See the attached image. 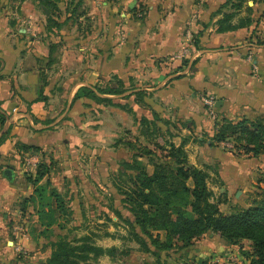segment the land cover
<instances>
[{
    "label": "rangeland",
    "instance_id": "374dc122",
    "mask_svg": "<svg viewBox=\"0 0 264 264\" xmlns=\"http://www.w3.org/2000/svg\"><path fill=\"white\" fill-rule=\"evenodd\" d=\"M102 1L0 0V45L3 46L4 41L10 40L8 36H3L6 33L3 24L6 20V28L10 29L8 33L13 35L18 48L22 47L23 52L30 50L32 61L42 69V82L43 73L46 78L45 71H50L51 66L58 65H65L69 73L51 72L52 76L70 78V82L80 73L87 78L83 70L95 54L93 51L99 52V49H102V36L113 30L116 44L123 40L125 30L119 13L134 12L135 18L143 16L144 6L128 9L124 5H104ZM242 5V11L254 16L257 23L264 28V3L259 0H245ZM247 7L252 10L248 11ZM71 10L74 13L72 16ZM224 10L233 12L229 7L220 12L218 10V13H222L221 17ZM190 33L191 40L186 43L189 53L179 59L186 60L187 63L189 61L193 67L196 61L193 47L196 44L195 34L191 29ZM91 34L92 37L88 41L87 35ZM249 39L251 41L250 37ZM252 42L264 43V32L261 36L255 35ZM91 48L95 49L90 50L91 54L87 53ZM3 61L0 56V66ZM28 63L27 61L26 64ZM76 70L80 73L76 74ZM145 76L144 73L132 74L126 82L118 73L96 72L94 82L88 88L93 89L100 99L84 96L80 91L81 87L77 89L80 95L76 99L73 100L72 95L71 99H68L73 88L68 89L66 86L56 90L65 102L61 101L59 96L54 99L45 97L43 104L27 106L26 111L30 113L33 124H50L49 127H43V143L36 145L35 150L28 149L21 155L23 158L31 154L37 156L39 168L46 171L40 182V186L46 187V191L44 197L39 199L32 185V193L28 197H33L34 201H24L23 198L19 201L20 212L27 219L24 232V246L27 252L25 255L14 253L9 264H44L53 244L63 236L75 244L85 241L103 248H113L112 251L97 256L95 261L89 260L96 264H197L201 260H206L209 264H246L249 261L246 255L251 241L248 239L228 240L206 232L188 241L155 243L137 223L133 174L140 168H152L141 149V146L151 147V143L141 135L140 118L147 116L157 123H160L159 118L166 120L169 123L168 129H164L163 125L160 130L153 128V134L161 136L164 141L170 140L173 133L181 136L185 129L182 122L179 121L178 125L175 118L169 116L168 106L159 104L161 98H158V101L152 99L151 91L145 89L134 90L144 84L147 78ZM108 88L131 91L128 94L99 92L100 89ZM207 93L218 99L217 95L207 91L200 95ZM38 96H42V90H38ZM154 105L155 109L152 107ZM202 114L211 125L213 124L212 134L205 132L206 137L201 138L206 142L212 137L216 129L215 121L221 118V114L218 113V106L216 119H211L205 109ZM184 136L189 140L192 138L187 130ZM221 143L225 151L235 157L234 159H238L234 162L241 168L234 172L228 170L231 174L227 180L243 174L236 183L228 184L223 181L214 182L209 178L208 187L213 191L215 200H221V213L230 214L239 208L264 201V155L261 159V154L252 159L254 156L241 152L239 143L233 140ZM248 159L251 161H244ZM224 164L227 165L225 162ZM229 164H232V161ZM37 167L35 170L24 167L21 178L24 183H27L26 177L29 174L36 172ZM206 167L201 168L207 171L210 177H214L209 172H214L213 169ZM51 191L60 194L63 202L62 209L56 213L51 211L49 205ZM53 204L52 202V206ZM42 207L45 210L44 219L40 221L36 211ZM53 219L51 225H45ZM159 234L160 240L164 241L165 232L160 231Z\"/></svg>",
    "mask_w": 264,
    "mask_h": 264
},
{
    "label": "crops",
    "instance_id": "0c3cea01",
    "mask_svg": "<svg viewBox=\"0 0 264 264\" xmlns=\"http://www.w3.org/2000/svg\"><path fill=\"white\" fill-rule=\"evenodd\" d=\"M224 1L103 0L104 5H124L128 9L144 6L143 16L135 18L134 12H120L124 39L116 44L113 30L104 34L99 52L95 48L87 50L89 54L90 50L95 53L83 70L87 78L76 70L75 73L80 75L73 78V83L70 78L50 74L69 73L65 65L49 66L50 71H45L46 78L43 73L42 82V69L32 61V52H23L22 47L18 48L13 35L8 33L10 29L6 28L8 24L5 20L6 33L3 36H8L10 40L0 45V56L4 60L0 66V264H9L15 255L12 247L14 226L21 219L18 203L32 193V184L21 179L25 169L21 156L24 151L19 150L17 145H40L43 143V127L50 126L33 124L30 113L26 111L27 106L43 104L45 97L54 99L59 96L56 90L66 86L73 88L68 97L71 99L78 88L93 84L96 72L118 73L126 82L132 74L144 73L147 76L144 84L134 90L151 91V98L157 101L161 98L159 104L170 108L169 116L175 118L178 125L179 121L184 124L181 135L184 136L187 130L192 136L185 145L189 162L199 168L209 165L206 169H213L214 172H209L215 177H210L214 182L236 183L242 177L243 174H238L227 180L231 174L228 170H241L234 162L238 159L225 151L222 143L212 145L208 140H201L206 137L205 132L212 134L213 124L202 114L204 107L200 94L207 91L217 95L221 117L230 120L243 117L264 119V43L252 42L255 35H262L264 28L250 15L251 21L246 25L217 31L216 22L222 14L218 10ZM246 15L241 10L231 24L238 23L239 18ZM187 27L197 39L193 47L196 60L193 67L189 61L184 64L186 60L179 59L180 51L187 45ZM87 36L89 41L92 34ZM38 90H42V96H38ZM130 91H125V94ZM59 98L66 101L61 96ZM152 107L155 109V105ZM262 155L264 153L259 159ZM250 159L244 161L249 162ZM230 161L232 164H229ZM211 165L215 168L217 165V169ZM9 167L13 171L11 179L3 174Z\"/></svg>",
    "mask_w": 264,
    "mask_h": 264
},
{
    "label": "trees",
    "instance_id": "16d2710c",
    "mask_svg": "<svg viewBox=\"0 0 264 264\" xmlns=\"http://www.w3.org/2000/svg\"><path fill=\"white\" fill-rule=\"evenodd\" d=\"M244 1L225 0L222 3L219 12L227 7L233 9V12L224 10L222 17L216 22L217 31L234 29L251 21L250 15L246 13V16L239 18L238 23L231 24L233 17L238 15L244 7L242 5ZM259 1L264 3V0ZM247 9L252 10L250 7ZM73 10L70 11L72 13L70 16L74 15ZM47 18L49 19L50 15ZM194 42L197 44L196 38ZM184 64H187V61ZM80 91L84 96L100 99L91 88L81 87ZM99 92L123 94L125 90L108 88L100 89ZM79 95L77 91L73 100ZM159 119L160 123L148 119L147 116H142L139 120V125L142 127L141 135L149 139L151 143V147L141 146V149L152 166L151 170L140 168L133 174L134 211L141 230L153 242L165 244L171 240L188 241L206 232L220 235L228 240L248 239L251 244L247 250L246 256L249 257V261L246 264H264V201L239 208L230 214H222L219 209L221 200H215L213 191L208 187L209 173L189 162L185 145L190 140L176 133H173V137L168 141L161 140V136H155L154 127L160 130L163 125L164 129H168L169 123ZM215 127L212 137L207 139L210 144L233 140L239 143L238 148L241 152L248 156L255 157L264 153L263 118L243 117L230 120L221 117L215 121ZM176 138H180L179 142H176ZM17 148L27 151L35 150L37 146L19 143ZM39 167L38 164L36 172L29 174L26 178L41 199L45 195L46 187L40 186V182L45 177L46 171ZM49 198L51 211L53 213L60 211L63 207L60 194L51 191ZM28 200L34 201V198L30 196L24 201ZM43 211H45L43 207L36 211L40 221L44 219ZM53 221L54 219L49 220L45 225H51ZM160 231L165 232L164 241L160 240ZM112 250L113 248H103L85 241L75 244L63 236L53 244L51 253L44 264H96L89 260L95 261L97 256ZM197 264L209 263L201 260Z\"/></svg>",
    "mask_w": 264,
    "mask_h": 264
},
{
    "label": "built area",
    "instance_id": "2783aa9c",
    "mask_svg": "<svg viewBox=\"0 0 264 264\" xmlns=\"http://www.w3.org/2000/svg\"><path fill=\"white\" fill-rule=\"evenodd\" d=\"M125 37V32L123 35L124 39ZM185 37H186V42H190L191 40V33H190V29L189 27H187V29L185 30ZM189 53V48H188V44L186 46L183 47V49L181 50V53L179 54V57L185 56L186 54ZM201 102L203 104V107L207 113V115L211 118V119H216L217 116V99L212 95V94H203L201 95ZM24 167L29 168L30 170H35L38 164V158L36 155L31 154L29 156H25L24 160ZM20 220L19 222H16L15 226H14V240L12 241V247L14 250L15 254H22L25 255L27 252V248H25L24 246V241H25V230H26V217L22 216V214H20ZM4 264V263H3Z\"/></svg>",
    "mask_w": 264,
    "mask_h": 264
},
{
    "label": "water",
    "instance_id": "95a60500",
    "mask_svg": "<svg viewBox=\"0 0 264 264\" xmlns=\"http://www.w3.org/2000/svg\"><path fill=\"white\" fill-rule=\"evenodd\" d=\"M131 7V6H130ZM217 106H219V102H217ZM3 174L8 178V179H11L12 176H13V171H12V168L9 167V168H6L4 171H3ZM238 194V191L236 192V195Z\"/></svg>",
    "mask_w": 264,
    "mask_h": 264
}]
</instances>
